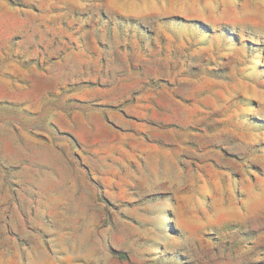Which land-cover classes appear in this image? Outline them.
<instances>
[{"label": "rangeland", "instance_id": "obj_1", "mask_svg": "<svg viewBox=\"0 0 264 264\" xmlns=\"http://www.w3.org/2000/svg\"><path fill=\"white\" fill-rule=\"evenodd\" d=\"M0 264H264V0H0Z\"/></svg>", "mask_w": 264, "mask_h": 264}]
</instances>
